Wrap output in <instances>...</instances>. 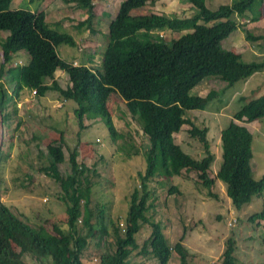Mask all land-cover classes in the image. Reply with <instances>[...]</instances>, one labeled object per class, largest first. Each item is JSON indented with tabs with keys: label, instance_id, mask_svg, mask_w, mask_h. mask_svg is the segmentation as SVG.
Instances as JSON below:
<instances>
[{
	"label": "trees",
	"instance_id": "16d2710c",
	"mask_svg": "<svg viewBox=\"0 0 264 264\" xmlns=\"http://www.w3.org/2000/svg\"><path fill=\"white\" fill-rule=\"evenodd\" d=\"M14 0H0V116L7 127L10 114L7 108L13 103L18 112V102L33 92L44 102L50 92H56L63 101L77 104L74 113L80 132L87 129L86 120L101 119L111 136L124 140L113 124L107 99L117 96L123 100L134 121L149 139L144 150L147 167L140 173L141 191L135 188L127 214L126 232L121 233L119 223L113 224V247L104 243V252L98 264H129L132 253L139 249L136 235L143 224L152 232L145 241L142 253L168 264L175 252L179 264H191L193 255L184 245L182 237L170 246L160 223L149 216L148 184L157 177L182 176L194 172L199 183L211 190L216 180L226 186L227 195L237 210L252 202L264 192V175L254 177L252 168L254 136L238 122L264 119V95L249 99L240 97L242 108L234 114L230 124L221 131L222 165L215 178L210 175L215 155L208 139L209 129L200 128L187 117V112L205 110L209 103L221 99L237 83L250 79L264 69V62L247 63L240 54L228 51L222 42L241 29L248 41L264 40V35L254 36L239 19L258 21L264 0H232L231 4L211 10L207 0H187L197 13L191 18H169L160 14L133 12L155 3V0H123L116 17L109 25L102 71L88 66L75 65L62 59L58 47H76L74 36L50 27L43 11L10 10ZM85 10L86 18L74 26L76 34L92 31L95 19L93 0H68ZM163 33L179 34L166 41ZM6 34V35H5ZM5 35V36H3ZM22 51L29 55L27 64L14 66L15 58ZM57 70L65 72L70 86L60 87L55 80ZM215 77L227 85L222 91H210L206 96L193 95L192 91L206 78ZM51 82V84H49ZM6 84L12 88L6 90ZM185 125H190V137L203 147V155L195 158L186 153L176 142L175 135ZM64 136L46 146L45 163L39 169L58 184L59 200L65 206L64 226L48 220L32 226L22 220L0 200V264H29L30 257L37 264H85L83 254L94 236L96 225L91 205L96 169L78 161L79 151L70 150L69 170L62 174L60 165L66 162ZM126 145V144H125ZM139 152V150H136ZM1 157V152H0ZM97 184V183H96ZM101 237L108 238L105 224V206L97 204ZM264 222L262 210L250 218ZM106 241V240H105ZM219 264L239 263L236 242L229 239Z\"/></svg>",
	"mask_w": 264,
	"mask_h": 264
},
{
	"label": "rangeland",
	"instance_id": "374dc122",
	"mask_svg": "<svg viewBox=\"0 0 264 264\" xmlns=\"http://www.w3.org/2000/svg\"><path fill=\"white\" fill-rule=\"evenodd\" d=\"M119 1L121 0H112L104 7L103 0L94 1L95 18L102 23L96 27L97 32L101 33L97 36L95 31L76 34L75 31L71 32V29L69 31L61 27H69L68 25L71 24L68 21L69 17L81 18L80 11L74 9L72 2L68 0H14L9 5V9L31 10L33 8L34 10L36 7L38 9L36 5H39L41 9L46 6L49 10L50 18L47 21L50 27L72 34L82 47V50H79L77 47L61 45L58 47L60 57L72 63V58L64 55L65 50H70L74 54L78 53L77 58L80 57V59L83 58V54H91L94 62L91 64L86 62L85 66L102 71V60L107 43L104 33L108 21L106 16H103V9L106 7L108 12H113ZM231 2L232 0H207V6L211 10H217L219 6L231 4ZM105 3H107L106 0ZM81 11L85 12L83 9ZM167 12H171L173 19H184L194 16L197 9L187 0H175L172 4L170 0H155V3H149L148 6L136 10L134 14L164 15ZM261 13L258 21L251 22L242 18L238 21L244 23L245 29L254 36L264 35V1ZM53 22L61 26L54 25ZM164 35L166 41H170L172 36L176 38L180 36L166 33ZM83 41L86 44H83ZM222 46L228 51L240 54L247 63L264 62V40L248 41L241 29L225 39ZM22 54V56L20 54L16 56L14 66L28 63V53L22 51ZM2 62L0 50V64ZM74 64L84 66L85 62L79 61L78 64L76 62ZM56 79L61 88L66 89L70 86L69 77L66 74L59 75ZM6 80L7 77H3L0 83ZM245 82H239L228 89L221 99L209 103L205 110L187 112V117L197 126L209 129L208 139L211 151L215 155L210 172L212 178H215L223 161L221 131L230 124L234 114L242 108L241 96L256 99L264 95V69L252 76L248 82L249 85ZM226 85L218 78L209 77L204 79L192 91V94L206 96L212 90L219 92L224 90ZM5 88L11 93L10 85L6 84ZM49 100L50 102H47L48 105L45 106L32 93L28 98L18 102L17 113L14 112L13 103H10L7 108V113L10 114L7 127L3 126L2 116H0V200L13 213L34 227L44 224L46 220L51 231L53 224L64 226L65 206L63 208L58 198L59 186L39 169L41 163L47 161L42 156L47 151V144L60 140L62 132L66 162L60 165L61 173L68 172L70 150L75 147L79 151V163L98 172V177H92L95 185L90 205L94 212L93 223L97 227L94 236L89 239V245L82 258L85 264H98L100 255L105 250L104 243L107 242L113 247L112 221L119 223L122 234L126 232L131 195L135 188L139 191L142 188L139 174L144 173L147 167L142 147L149 144V139L134 121L123 100L117 96L107 99V107L115 128L124 136V140H115L100 118L86 120L88 129L81 131L78 136L80 130L74 113L78 107L77 104L61 100L56 92L49 95ZM255 121L259 122L253 125L248 122L245 124H249L250 130H253L254 177L260 179L264 175V120ZM190 129V125H185L181 132L175 135L176 142L186 153L200 158L204 152L203 147L197 140L190 137ZM148 190L150 197L147 203V216L154 222L160 223L170 246H174L182 237L184 238V245L193 255L191 264H219L229 239H234L236 242V258L239 263L264 264V222L250 219L252 215L262 210L264 192L254 197L250 204L237 210L227 195L225 184L216 180L213 188L209 190L199 183L194 172L185 171L182 176L157 177L148 184ZM97 204L105 206V224L109 232L107 239L100 236L101 226L99 222L96 224L99 211L96 208ZM151 232L152 228L149 224L142 225V229L136 235L139 249L132 253L129 264H158L150 254L145 255L141 252ZM25 260L29 264H37L30 257H26ZM168 264H179L175 252Z\"/></svg>",
	"mask_w": 264,
	"mask_h": 264
},
{
	"label": "crops",
	"instance_id": "0c3cea01",
	"mask_svg": "<svg viewBox=\"0 0 264 264\" xmlns=\"http://www.w3.org/2000/svg\"><path fill=\"white\" fill-rule=\"evenodd\" d=\"M95 1V0H94ZM94 1H93V4H94ZM107 1V3H105V0H103V7L106 5H108L110 2H112V0H106ZM122 1L123 0H121V1H119L117 4H116V7H115V9L113 10V12H108L107 10H106V7L103 9V16H106V18H107V24H106V31H105V38H107V34H108V31H109V25H110V23L112 22V20L116 17V15H117V13H118V10H119V8H120V5H121V3H122ZM175 0H170V3L172 4L173 2H174ZM72 4V7H75L74 9H77L78 11H80V16H81V18H79V19H77V18H75V17H69L70 19L68 20V21H70L71 22V24H69L68 26L69 27H66V26H61L59 23H57V22H53L52 24H54V25H59V26H61L63 29H65V30H69V31H71V32H73V31H75V29H74V26L76 25V24H78L80 21H82V20H84L85 18H86V13L85 12H82L81 11V9L80 8H78L77 7V5H76V3H71ZM95 5L96 4H94V8H95ZM36 6H38V9H37V7H36V9H34V10H32L31 9V11H33V12H35V10H37V11H43V12H45L46 13V19L48 20L50 17H49V10H48V8L46 7V6H44V8L43 9H41L40 8V6L39 5H36ZM135 12V11H134ZM133 12V13H134ZM164 15L166 16L167 15V17H169V18H171L172 17V14H171V12H167V13H164ZM48 22V21H47ZM50 24V23H49ZM100 24H102L101 23V21L99 20V19H94V25H93V30L92 31H90V32H93V31H95L96 32V35L95 34H93V35H95V36H97L98 35V33L101 35V33H100V31H98L97 32V30H96V27L97 26H100ZM71 29V30H70ZM78 34H80V33H78ZM83 34V33H82ZM163 34H165V33H163ZM166 34H170V33H166ZM87 35V33L85 34V36ZM175 36H176V34H174ZM75 38V37H74ZM107 40V39H106ZM85 41H87V40H85ZM85 41H83L82 43L84 44H86V42ZM89 42V41H88ZM107 44H108V40H107V43H106V45H105V47L107 46ZM87 45H89V44H87ZM92 45H93V42H92ZM79 50H82V47H81V44L79 45V43H77V46H76ZM90 47V46H89ZM102 48H104L103 46H102ZM84 50V49H83ZM69 55L71 58H72V61H73V63L74 62H76L77 64H78V62L79 61H82V62H85V64H83V65H87L86 64V62L87 63H89V64H91V63H93L94 62V58H93V56L91 55V54H83V58H81L80 59V57L79 58H77L78 56H77V54H74V53H71L70 52V50H65L64 51V55ZM20 55L22 56L23 54H22V52L20 53ZM79 55V54H78ZM77 58V59H76ZM20 61H23V60H21V59H19ZM89 67V66H88ZM59 75H65V73L63 72V71H61V70H57L56 71V78L59 76ZM55 78V80L58 82V80ZM252 79V77L250 78V79H248V80H246V85H249L248 84V82L250 81ZM49 84H51V82L49 83ZM52 92H50V93H48L47 94V96H46V98H45V100H43L44 102H40L41 104H43V105H45V106H47L48 105V103L47 102H50V100H49V95L51 94ZM262 121L264 120V119H261ZM259 121H255V122H252V123H249L250 125H253V124H255V123H258ZM240 125H242L243 123V126H245V127H247L248 129H249V131L252 133V135H253V130L251 131L250 130V127H249V124L247 125V124H245V121H243V122H238ZM242 123V124H241ZM88 129V128H87ZM147 145H149V144H147ZM147 145H144L143 147H145V146H147ZM254 163H255V161H254V156H253V159H252V168H253V171H255L254 170Z\"/></svg>",
	"mask_w": 264,
	"mask_h": 264
},
{
	"label": "built area",
	"instance_id": "2783aa9c",
	"mask_svg": "<svg viewBox=\"0 0 264 264\" xmlns=\"http://www.w3.org/2000/svg\"><path fill=\"white\" fill-rule=\"evenodd\" d=\"M35 94V92H33Z\"/></svg>",
	"mask_w": 264,
	"mask_h": 264
},
{
	"label": "clouds",
	"instance_id": "9594fccd",
	"mask_svg": "<svg viewBox=\"0 0 264 264\" xmlns=\"http://www.w3.org/2000/svg\"><path fill=\"white\" fill-rule=\"evenodd\" d=\"M21 65H23V64L21 63Z\"/></svg>",
	"mask_w": 264,
	"mask_h": 264
}]
</instances>
